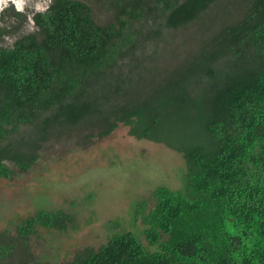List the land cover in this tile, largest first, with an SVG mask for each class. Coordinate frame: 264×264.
<instances>
[{
	"label": "trees",
	"instance_id": "trees-1",
	"mask_svg": "<svg viewBox=\"0 0 264 264\" xmlns=\"http://www.w3.org/2000/svg\"><path fill=\"white\" fill-rule=\"evenodd\" d=\"M216 1L156 0L161 6L151 20L125 6L116 21L100 25L85 2L53 0L33 15L38 36L0 47V177L14 173L6 161L26 170L51 127L80 123L99 137L121 123L185 162L181 187L157 185L151 207L136 204L153 250L126 230L61 264H264V0H242L153 94L120 98L131 79L126 69L148 67L139 43L124 34L129 21L155 23L158 35L164 26L195 22ZM22 124L41 133L11 154L4 141ZM72 220L63 210L39 209L16 230L26 249L38 226L64 229ZM12 248L0 242V258L11 257Z\"/></svg>",
	"mask_w": 264,
	"mask_h": 264
},
{
	"label": "rangeland",
	"instance_id": "rangeland-1",
	"mask_svg": "<svg viewBox=\"0 0 264 264\" xmlns=\"http://www.w3.org/2000/svg\"><path fill=\"white\" fill-rule=\"evenodd\" d=\"M52 1L26 0L23 11H17L9 0L0 11V47L11 46L24 34L38 36L33 15L45 11ZM81 1L90 6L93 20L100 25L116 21L125 6L144 10L150 20L161 6L156 0ZM241 1L217 0L195 22L172 30L164 26L158 35L153 34L155 23L130 20L124 34L139 43L137 53L148 60V67L126 69L131 79L122 86L121 100L136 101L153 94L165 74L178 70L211 38L221 19L235 15ZM87 128L83 123L51 127L26 170L6 161L14 173L0 177V242L12 243L13 248L11 257L0 258V264H61L83 248L98 249L113 234L126 230L154 249L143 234L140 218H135V207L142 200L146 208L151 207V191L157 185L182 186V155L161 142L130 135L121 123L101 137ZM39 133L32 124H22L4 144L9 143L8 151L17 154L22 139ZM39 209H60L73 220L64 229L38 226L25 249L16 226Z\"/></svg>",
	"mask_w": 264,
	"mask_h": 264
},
{
	"label": "clouds",
	"instance_id": "clouds-1",
	"mask_svg": "<svg viewBox=\"0 0 264 264\" xmlns=\"http://www.w3.org/2000/svg\"><path fill=\"white\" fill-rule=\"evenodd\" d=\"M9 0H0V11H3L8 6ZM11 3L16 5L17 11H23L26 0H11Z\"/></svg>",
	"mask_w": 264,
	"mask_h": 264
}]
</instances>
